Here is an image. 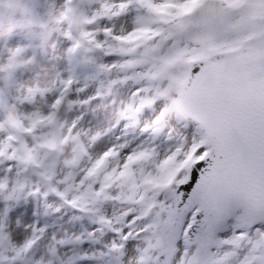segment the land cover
<instances>
[{
  "label": "snow or ice",
  "instance_id": "obj_1",
  "mask_svg": "<svg viewBox=\"0 0 264 264\" xmlns=\"http://www.w3.org/2000/svg\"><path fill=\"white\" fill-rule=\"evenodd\" d=\"M25 27L57 41L0 60V264H264V0H64Z\"/></svg>",
  "mask_w": 264,
  "mask_h": 264
},
{
  "label": "rangeland",
  "instance_id": "obj_2",
  "mask_svg": "<svg viewBox=\"0 0 264 264\" xmlns=\"http://www.w3.org/2000/svg\"><path fill=\"white\" fill-rule=\"evenodd\" d=\"M63 2L64 0H21V3L29 9L28 14L0 4V60L6 58L9 49L24 46L27 54L39 53L43 63H52L54 55L52 44L57 41V36L54 34L47 42H44L34 31L25 27V24L29 18L42 17L50 8L59 7ZM63 46L65 45H59L57 50ZM84 264H90V262L85 261Z\"/></svg>",
  "mask_w": 264,
  "mask_h": 264
}]
</instances>
